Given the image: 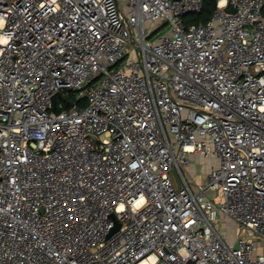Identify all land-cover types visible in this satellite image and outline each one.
I'll return each mask as SVG.
<instances>
[{
	"label": "built area",
	"instance_id": "obj_1",
	"mask_svg": "<svg viewBox=\"0 0 264 264\" xmlns=\"http://www.w3.org/2000/svg\"><path fill=\"white\" fill-rule=\"evenodd\" d=\"M216 1L0 0V264H264V0Z\"/></svg>",
	"mask_w": 264,
	"mask_h": 264
},
{
	"label": "rangeland",
	"instance_id": "obj_2",
	"mask_svg": "<svg viewBox=\"0 0 264 264\" xmlns=\"http://www.w3.org/2000/svg\"><path fill=\"white\" fill-rule=\"evenodd\" d=\"M167 30L168 32L170 31V25L161 19L155 20L153 23H148L146 26L147 34H153V42H155L158 37L165 35ZM219 165L220 158L217 155H210L209 157H206L200 153H191L189 155V164L186 169L188 171L187 174L189 179L191 178L195 188H197L205 183L209 169L212 167L217 168ZM209 195L215 197L217 192H209ZM216 200L218 201L219 199ZM214 223L220 234L228 239L231 244L235 243L237 236H241L242 228L239 229V225L231 217H225V215L220 214L218 220H215ZM244 235L246 237L251 236V238L256 239V237L252 236L251 232L248 230L244 231ZM258 240L261 239L258 238Z\"/></svg>",
	"mask_w": 264,
	"mask_h": 264
},
{
	"label": "trees",
	"instance_id": "obj_3",
	"mask_svg": "<svg viewBox=\"0 0 264 264\" xmlns=\"http://www.w3.org/2000/svg\"><path fill=\"white\" fill-rule=\"evenodd\" d=\"M217 1L216 0H204V6L201 12H194V13H187L184 15L185 22L188 23H206L208 22L212 15L214 10L216 9ZM71 95H74L72 92ZM86 105V99L83 98L79 103L77 104V107H84ZM74 104L67 103L65 105L66 108H72Z\"/></svg>",
	"mask_w": 264,
	"mask_h": 264
},
{
	"label": "water",
	"instance_id": "obj_4",
	"mask_svg": "<svg viewBox=\"0 0 264 264\" xmlns=\"http://www.w3.org/2000/svg\"><path fill=\"white\" fill-rule=\"evenodd\" d=\"M230 10H231V11H234L235 9L232 7ZM259 20H260V19H256V20H254V23H257ZM128 27H129L130 31H132L131 26H130L129 23H128ZM57 95H60V92H58L57 94L53 95V104H54L53 109H54V110H56V108H57ZM97 140H98V137H97V136H93V141H94V147H95V148H97ZM119 226H120V225L118 224V225L113 229V231H114V230H117V228H119ZM187 264H195V262L192 261V260H189Z\"/></svg>",
	"mask_w": 264,
	"mask_h": 264
},
{
	"label": "crops",
	"instance_id": "obj_5",
	"mask_svg": "<svg viewBox=\"0 0 264 264\" xmlns=\"http://www.w3.org/2000/svg\"><path fill=\"white\" fill-rule=\"evenodd\" d=\"M210 170V169H209ZM209 172V171H208ZM200 185V184H199ZM195 187V186H194Z\"/></svg>",
	"mask_w": 264,
	"mask_h": 264
},
{
	"label": "bare ground",
	"instance_id": "obj_6",
	"mask_svg": "<svg viewBox=\"0 0 264 264\" xmlns=\"http://www.w3.org/2000/svg\"><path fill=\"white\" fill-rule=\"evenodd\" d=\"M142 264H144V262Z\"/></svg>",
	"mask_w": 264,
	"mask_h": 264
}]
</instances>
